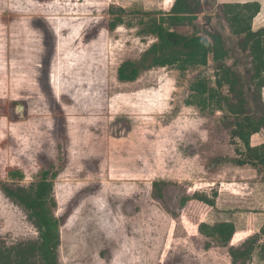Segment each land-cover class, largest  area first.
Wrapping results in <instances>:
<instances>
[{
    "label": "rangeland",
    "instance_id": "1",
    "mask_svg": "<svg viewBox=\"0 0 264 264\" xmlns=\"http://www.w3.org/2000/svg\"><path fill=\"white\" fill-rule=\"evenodd\" d=\"M169 1L0 0V242L39 237L2 185L29 187L47 172L62 219L57 264H232L199 229L223 221L237 224L231 245L261 234L250 264H264V167L236 163L234 116L188 103L196 76L215 85L212 57L182 73L149 56L135 81L119 79L124 62L141 64L158 43L151 29ZM239 1L206 0L207 15L174 29L203 33L210 16L234 49L222 7Z\"/></svg>",
    "mask_w": 264,
    "mask_h": 264
},
{
    "label": "trees",
    "instance_id": "2",
    "mask_svg": "<svg viewBox=\"0 0 264 264\" xmlns=\"http://www.w3.org/2000/svg\"><path fill=\"white\" fill-rule=\"evenodd\" d=\"M208 6L206 0H175L170 11L161 13L153 23L151 33L157 36L158 43L151 46L141 64L134 61L124 62L118 70L119 79L123 82L135 81L149 56L151 67L178 64L182 73L208 66L212 57L215 85L206 76H196L190 86L192 95L188 103L205 108L210 105L217 106L234 116L230 133L241 157L236 163L264 166V142L252 145L255 134L264 138V27L253 29L254 19L261 12V3H223L222 15L237 40L234 49H231L226 35L210 25V16L207 17L203 33L187 35L174 29L178 25L193 23L201 14L207 15ZM241 54L249 59V67L244 74L236 69L237 64L243 60ZM231 60H234L233 64H230ZM247 77L250 89L254 94L258 93L254 95V100L263 109L261 113L257 112V107L253 111L251 109L254 100L251 101L246 94L244 81ZM259 80L262 81L261 84H257ZM47 174L45 172L41 180L29 187L2 185L7 197L27 212L39 232V237L14 245L0 242V264H57L56 248L61 238L62 219L54 213L56 202L52 195L53 185ZM12 176L20 178L21 174L15 172ZM154 186H160V182H154ZM199 229L206 237L228 248L232 264H250L256 252L262 248L260 233L248 237L240 245H231V240L237 233L236 225L232 221L214 225L203 222Z\"/></svg>",
    "mask_w": 264,
    "mask_h": 264
},
{
    "label": "crops",
    "instance_id": "3",
    "mask_svg": "<svg viewBox=\"0 0 264 264\" xmlns=\"http://www.w3.org/2000/svg\"><path fill=\"white\" fill-rule=\"evenodd\" d=\"M252 2V1H256V0H246V1H239V2ZM260 2V1H259ZM169 3H171L170 4V8H169V11H170V9L172 8V6H173V4H174V0L171 2V1H169ZM261 10H262V4H261ZM253 24H254V22H253ZM253 29L254 30H256L255 28H254V25H253ZM258 135H260V134H258ZM262 137V139H261V141L260 142H258V143H253L252 142V145L253 146H256V145H260V144H262L263 142H264V138H263V136H261ZM253 140V139H252ZM264 167V166H263ZM263 181H262V187H263V189H264V179H262ZM234 223H235V225H236V229L238 228L237 227V224H236V222L234 221ZM239 230L237 229V232H238ZM247 230H245V231H242V232H246ZM260 230L258 229V232H259ZM253 234V233H252ZM259 251V250H258ZM258 251L256 252V253H258Z\"/></svg>",
    "mask_w": 264,
    "mask_h": 264
},
{
    "label": "water",
    "instance_id": "4",
    "mask_svg": "<svg viewBox=\"0 0 264 264\" xmlns=\"http://www.w3.org/2000/svg\"><path fill=\"white\" fill-rule=\"evenodd\" d=\"M21 108H23L22 106L19 107V110H21Z\"/></svg>",
    "mask_w": 264,
    "mask_h": 264
},
{
    "label": "bare ground",
    "instance_id": "5",
    "mask_svg": "<svg viewBox=\"0 0 264 264\" xmlns=\"http://www.w3.org/2000/svg\"><path fill=\"white\" fill-rule=\"evenodd\" d=\"M23 108H21V110H22Z\"/></svg>",
    "mask_w": 264,
    "mask_h": 264
}]
</instances>
